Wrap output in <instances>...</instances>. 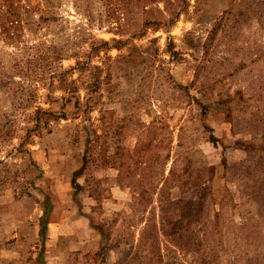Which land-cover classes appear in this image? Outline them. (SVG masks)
<instances>
[{
  "label": "rangeland",
  "instance_id": "obj_1",
  "mask_svg": "<svg viewBox=\"0 0 264 264\" xmlns=\"http://www.w3.org/2000/svg\"><path fill=\"white\" fill-rule=\"evenodd\" d=\"M20 12L0 0V264H126L161 178L182 223L200 202L264 230V0ZM89 55L92 97L67 71Z\"/></svg>",
  "mask_w": 264,
  "mask_h": 264
},
{
  "label": "trees",
  "instance_id": "obj_2",
  "mask_svg": "<svg viewBox=\"0 0 264 264\" xmlns=\"http://www.w3.org/2000/svg\"><path fill=\"white\" fill-rule=\"evenodd\" d=\"M2 1L12 14L20 17V11L28 0ZM100 43L105 50L108 49L106 41L101 40ZM90 56L92 55L83 61L77 60L75 67L67 70L89 71L88 79L83 81L88 97L97 93L100 87L99 67L91 64ZM74 92L76 90L69 88L66 94L73 95ZM210 140L213 141L214 138L211 136ZM166 182V179L161 178L156 184L158 192H155L152 200L158 211L156 220L151 222L148 217L144 220L143 227L135 238L136 242L129 248L126 264H264V230L254 217L251 216L242 223L230 222L221 208H214L210 216L203 204L198 202L199 207L193 209L191 218L182 223L184 214L180 209L175 211L177 203L165 202L159 194L160 185L163 187ZM88 219L90 224L89 216ZM98 245L99 250L105 248L100 247V242ZM171 253L174 255L167 258ZM99 261L104 264L103 259Z\"/></svg>",
  "mask_w": 264,
  "mask_h": 264
},
{
  "label": "crops",
  "instance_id": "obj_3",
  "mask_svg": "<svg viewBox=\"0 0 264 264\" xmlns=\"http://www.w3.org/2000/svg\"><path fill=\"white\" fill-rule=\"evenodd\" d=\"M88 200H89V198H88ZM92 200V199H91ZM93 201V200H92ZM91 208H92V206L89 204V202H88V205H86L85 207H84V209H83V211H82V216L84 217V218H87V221H88V223H89V219H88V210H91ZM88 212V213H87ZM89 226H90V224H89ZM91 229V228H90Z\"/></svg>",
  "mask_w": 264,
  "mask_h": 264
}]
</instances>
